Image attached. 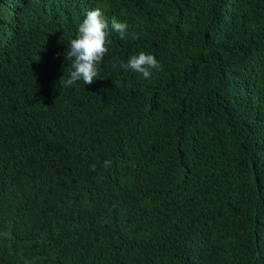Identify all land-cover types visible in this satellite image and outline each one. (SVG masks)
<instances>
[{
  "label": "trees",
  "instance_id": "16d2710c",
  "mask_svg": "<svg viewBox=\"0 0 264 264\" xmlns=\"http://www.w3.org/2000/svg\"><path fill=\"white\" fill-rule=\"evenodd\" d=\"M0 264H264V0H0Z\"/></svg>",
  "mask_w": 264,
  "mask_h": 264
},
{
  "label": "clouds",
  "instance_id": "9594fccd",
  "mask_svg": "<svg viewBox=\"0 0 264 264\" xmlns=\"http://www.w3.org/2000/svg\"><path fill=\"white\" fill-rule=\"evenodd\" d=\"M127 28V23L118 21L116 17H112L109 26L104 11L99 7L87 11L86 17L78 26L77 35L70 41L66 51V58L71 60V65L68 69V77L66 79L64 76L61 77L60 85L70 88L81 81L84 85H91L97 79H103L100 76L99 66L108 54L109 45L112 43L109 39L110 29L118 33L121 39H125ZM118 63L121 69L141 74L145 79H151L154 71L162 69L157 58L145 52L132 55L127 63L124 61ZM111 163V160L103 162L105 168L110 167ZM95 167V164L91 165L93 170Z\"/></svg>",
  "mask_w": 264,
  "mask_h": 264
}]
</instances>
